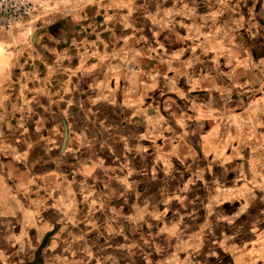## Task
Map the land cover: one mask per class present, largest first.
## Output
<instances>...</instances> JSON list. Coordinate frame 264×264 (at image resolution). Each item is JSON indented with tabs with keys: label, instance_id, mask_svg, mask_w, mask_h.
Returning <instances> with one entry per match:
<instances>
[{
	"label": "crops",
	"instance_id": "1",
	"mask_svg": "<svg viewBox=\"0 0 264 264\" xmlns=\"http://www.w3.org/2000/svg\"><path fill=\"white\" fill-rule=\"evenodd\" d=\"M58 25L44 31L56 34ZM183 79L174 74L159 91L131 93L122 77L110 74L109 94L97 93L81 108L84 122L40 118L0 126V264H241L253 258L234 235L237 204L226 206L225 198L206 204L223 217L212 225L171 221L169 213L191 210L175 203L186 188L204 180L207 186L216 164L239 157L248 118L264 121V108L251 109L241 93L239 102L227 101L225 91L211 93L209 78ZM63 95L57 110L49 107L53 114L67 115ZM164 239L170 249L157 245Z\"/></svg>",
	"mask_w": 264,
	"mask_h": 264
},
{
	"label": "rangeland",
	"instance_id": "2",
	"mask_svg": "<svg viewBox=\"0 0 264 264\" xmlns=\"http://www.w3.org/2000/svg\"><path fill=\"white\" fill-rule=\"evenodd\" d=\"M29 1L27 19L0 32L2 130L40 118V123L84 122L81 108L92 104L95 94H109L110 74L123 78L125 90L146 94L163 89L174 74L184 81L206 77L211 93L225 91L231 95L227 101L238 102L241 93L243 103L252 100L251 109L264 108V0ZM54 24L60 32L44 31ZM154 77L161 83L154 84ZM62 95L65 116L49 109H58ZM99 108L109 111L104 102ZM248 122L235 153L239 157L216 164L207 186L204 180L187 187L175 203L191 210L170 212L169 219L194 220L195 225L223 219L206 211V204L225 198L226 206L242 209L233 218L239 226L234 235L241 236V251L253 256L240 263L264 264V121L250 117ZM225 225L234 231L229 221ZM165 243L157 245L170 249Z\"/></svg>",
	"mask_w": 264,
	"mask_h": 264
},
{
	"label": "built area",
	"instance_id": "3",
	"mask_svg": "<svg viewBox=\"0 0 264 264\" xmlns=\"http://www.w3.org/2000/svg\"><path fill=\"white\" fill-rule=\"evenodd\" d=\"M31 12L29 0H0V32L11 31Z\"/></svg>",
	"mask_w": 264,
	"mask_h": 264
}]
</instances>
